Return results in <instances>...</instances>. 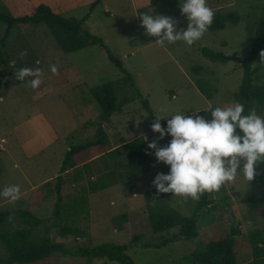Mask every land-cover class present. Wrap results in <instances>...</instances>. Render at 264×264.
<instances>
[{
    "label": "rangeland",
    "instance_id": "1",
    "mask_svg": "<svg viewBox=\"0 0 264 264\" xmlns=\"http://www.w3.org/2000/svg\"><path fill=\"white\" fill-rule=\"evenodd\" d=\"M96 1L0 0V14L13 17L26 16L33 6L42 4L64 18L81 20L89 16L85 29L102 39L106 48L123 62L135 85L122 83L120 70L98 45L66 54L44 25H20L13 29L5 49L11 65L5 68L0 63V191L9 185H19L20 198L11 201L0 196V212L29 210L44 223L30 229L16 213L7 228L28 229L32 241L45 236L47 229L52 241L63 242L72 250L108 243L129 245L138 235L139 245L127 252L136 264H196L193 254L198 249L224 239L236 228L242 233L236 237L238 261L248 264L252 261L248 233L257 229L264 237V162L256 166L252 181L246 180L241 171L234 182L208 192L213 194L211 200L216 208L202 214L197 239L153 247L180 229L176 226L154 234L149 221L151 207L144 198L147 191L156 188L153 184L156 176L170 172V166L159 162L155 150L148 145L155 141L164 147L172 137L168 134L161 139L152 130L155 119L135 96L139 92L147 99L155 118L161 116L165 123L182 113L211 120V112L205 109L238 103L236 94L244 77V66L238 59L250 54L256 30L264 18V0H207L215 13H235L238 23H228L221 31L208 30L192 46L183 41L160 46L155 43L157 37L148 36L142 27L141 14L148 13L174 18L178 22L177 31L186 28L187 17L180 7L184 0H163L156 6L150 4L151 0H103L91 13ZM5 31L6 25L0 22V52L4 51L1 40ZM204 48L231 59L214 62L202 54ZM23 51L27 55L21 57ZM51 64L59 65L58 75L50 71ZM37 67L43 70L39 88L29 86L33 77L21 81L15 76L16 69ZM195 67L203 71L195 72ZM251 78L254 85L264 86V59L260 55L252 67ZM198 81L211 92V99L198 89ZM108 83L114 85L117 99L124 107L109 122H101L102 111L91 90ZM49 90L52 92L47 93ZM252 108L264 117V104ZM101 127L117 147L123 141L147 137L151 171L141 178L124 181L129 169L118 164L123 163L124 157L105 156L99 159L93 175L98 179L103 174L108 186L95 193L78 192L86 179L72 183L66 179L61 186L63 208L56 216V179L61 175L65 153L73 146L94 140ZM237 134L243 135L239 129ZM252 197L257 201L245 202ZM198 201L171 195L153 204L158 211L170 210L182 217H192ZM65 228L71 231L68 235L62 233ZM7 256L0 243V258ZM33 264L119 263L57 254Z\"/></svg>",
    "mask_w": 264,
    "mask_h": 264
},
{
    "label": "trees",
    "instance_id": "2",
    "mask_svg": "<svg viewBox=\"0 0 264 264\" xmlns=\"http://www.w3.org/2000/svg\"><path fill=\"white\" fill-rule=\"evenodd\" d=\"M98 0L91 7V13L95 7L100 3ZM163 0H151V5L156 6ZM89 20V16L78 20L64 18L47 5L33 6L30 13L26 16L13 17L0 14V22L6 25L5 35L2 38L3 50L0 52V63L5 68L11 65L6 55V41L11 36L13 29L20 25H44L50 31L52 37L56 41L58 47L64 53H72L91 46H100L105 49V53L109 61L114 64L121 72L123 78L121 81L125 85H134L133 77L126 70L123 62L115 57L107 48L102 39L92 35L84 27ZM228 23L236 25L238 23V16L235 13L221 14L215 13V17L210 32L221 31L226 28ZM264 51V18L259 24L252 44V49L247 58L243 59L244 77L237 92L238 103L244 105L247 115L248 111L256 104H264V86L259 87L253 84L251 78V71L254 63L258 59L260 53ZM202 54L214 62H227L231 58L224 56L221 53H215L207 48L202 50ZM195 72L201 73V67H195ZM198 89L208 98L211 99V92L198 81ZM1 89V83H0ZM92 95L101 108V122H109L113 114L120 112L124 104L119 103L117 94L113 84H103L95 87L92 90ZM49 90L47 93H51ZM46 93V92H45ZM135 98L142 104L149 116L155 119V114L150 106V103L139 92L136 93ZM160 123L165 128L167 124L160 120ZM124 157L123 163H118L119 166L129 169L127 173V180H134L145 176L151 171V161L147 154V147L143 137L135 139L131 142L123 141L121 146L114 149L107 133L101 128L98 129L96 138L87 143L71 147L63 158L61 167V175L57 180L58 200L56 202V216L61 213L63 203L61 199V186L67 179L68 183L72 181L80 182V178L86 179V184H81L78 192H98L105 189L108 185L104 183V176L100 174L98 179L94 178L95 166L98 165L99 159L109 157L112 155ZM126 161V162H125ZM73 172V176L71 173ZM102 180V182L100 180ZM123 180V179H122ZM171 193H160L157 188L151 189L145 193V199L150 205L149 221L152 232L154 234H161L169 231L172 228L179 226V231L170 238L164 239L159 244L153 245L155 248H162L170 243L179 241H191L197 239L200 235L198 226L199 220L205 211H210L214 207L212 200L208 193L204 194L198 201L195 212L192 217H182L175 212L158 211L156 204L166 198H169ZM255 198H247L245 202L251 204L256 202ZM263 203V200L260 199ZM153 204V205H152ZM16 213L27 224L30 229L39 227L44 223L29 210L18 211H3L0 212V243L7 250L8 256L0 258V264H33L40 261H45L54 255H69L73 257L93 259H105L119 264H136L135 261L127 254L129 248L139 245L140 236H135L129 245H120L114 243L102 244L95 247H78L74 250L70 249L63 242H54L48 237L49 230H45L46 235L39 238L37 241L30 239L28 229H9L8 224L11 222L9 217H15ZM71 231L68 228L62 230V233L68 235ZM242 233L240 230L233 228L229 235L224 239L212 241L202 248L198 249L194 254V261L196 264H238V259L235 253L236 237ZM248 242L252 248L255 261L252 264H264V237L260 230L250 231L247 235ZM143 248H149V245H142ZM259 259H261L259 261Z\"/></svg>",
    "mask_w": 264,
    "mask_h": 264
},
{
    "label": "clouds",
    "instance_id": "3",
    "mask_svg": "<svg viewBox=\"0 0 264 264\" xmlns=\"http://www.w3.org/2000/svg\"><path fill=\"white\" fill-rule=\"evenodd\" d=\"M180 7L188 23L179 31L174 18L141 14L142 27L148 36L157 37L156 44L164 46L183 41L192 46L211 27L215 12L207 0H184ZM26 55L27 51L20 53L21 57ZM260 56L264 59V51ZM12 67L15 68L14 63ZM50 71L58 75L59 65L51 64ZM42 75L43 70L38 67L15 71L18 80L33 77L29 81L33 89L39 88ZM205 110L211 112V120L200 115L175 114L167 120V129L160 123L163 117L156 115L152 130L161 139L168 134L172 137L167 146L159 147L155 141L148 145L155 150L159 162L170 166L169 174L159 173L153 181L158 192L199 200L203 193L218 191L234 182L241 171L246 180L252 181L256 166L264 162V117L257 115L255 108L247 115L241 103ZM237 129L243 135L237 134ZM0 196L15 201L20 198V186L9 185L0 191Z\"/></svg>",
    "mask_w": 264,
    "mask_h": 264
},
{
    "label": "crops",
    "instance_id": "4",
    "mask_svg": "<svg viewBox=\"0 0 264 264\" xmlns=\"http://www.w3.org/2000/svg\"><path fill=\"white\" fill-rule=\"evenodd\" d=\"M150 4H151V2H150ZM167 124V123H166ZM145 143H147V140H145ZM121 145V144H120ZM113 146V148L114 149H116L117 148V146H114V145H112ZM116 147V148H115ZM119 147V146H118ZM206 193H208V192H205L204 194H206ZM203 194V195H204ZM209 194V196H210V198H211V196H213V194L212 193H208ZM134 196H136V197H139L136 193H134L133 194ZM144 198H145V194H144ZM132 199V198H131ZM211 206H213V203H212V205ZM214 207V206H213ZM214 208H216V207H214ZM241 236V235H240ZM239 237V236H238ZM236 244V243H235ZM252 249V248H251ZM235 253H236V249H235ZM252 261L251 262H249L248 264H252L254 261H255V257H254V254H253V251H252ZM236 256H237V253H236ZM237 259H238V257H237ZM261 259H259V261H260ZM238 264H241L239 261H238Z\"/></svg>",
    "mask_w": 264,
    "mask_h": 264
},
{
    "label": "water",
    "instance_id": "5",
    "mask_svg": "<svg viewBox=\"0 0 264 264\" xmlns=\"http://www.w3.org/2000/svg\"><path fill=\"white\" fill-rule=\"evenodd\" d=\"M238 61H239V62H241V63L243 62V60H242V59H238Z\"/></svg>",
    "mask_w": 264,
    "mask_h": 264
}]
</instances>
